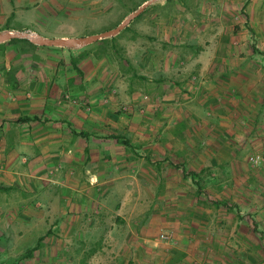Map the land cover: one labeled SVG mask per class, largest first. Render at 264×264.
I'll list each match as a JSON object with an SVG mask.
<instances>
[{"label": "crops", "instance_id": "obj_1", "mask_svg": "<svg viewBox=\"0 0 264 264\" xmlns=\"http://www.w3.org/2000/svg\"><path fill=\"white\" fill-rule=\"evenodd\" d=\"M247 1L161 3L119 54L94 42L15 54L0 41V246L17 264L134 260L130 230L148 196L187 233L185 256L168 264H259L264 166L244 160L264 154V44H249L264 24L237 14ZM8 20L0 35L39 34ZM36 227L45 233L21 249Z\"/></svg>", "mask_w": 264, "mask_h": 264}, {"label": "rangeland", "instance_id": "obj_2", "mask_svg": "<svg viewBox=\"0 0 264 264\" xmlns=\"http://www.w3.org/2000/svg\"><path fill=\"white\" fill-rule=\"evenodd\" d=\"M15 3V8L9 2L7 5H0V16L6 15L9 17L5 27L15 28H30L37 31L41 35H46L47 38H57L61 34L80 36L96 35L104 31L115 28L122 20H124L130 13L138 9L147 0H11ZM172 0H155L153 3L147 5L144 10L133 18L126 28H123L116 35L98 39L94 41L92 47L101 45L111 47V52L120 53L116 46L120 39L128 36L131 32L135 31L138 24L145 20V18L152 12L157 11L156 6L161 3H169ZM143 2V3H142ZM142 3V4H141ZM251 3L255 5L251 7ZM251 7V9H250ZM9 8V9H8ZM243 8L245 10H243ZM243 8L238 10L237 14H243L245 18L256 17L259 24H264V0H248ZM236 14V15H237ZM245 23L244 25H246ZM253 30V29H252ZM24 31V30H23ZM251 39L252 46L264 44V37H256L255 30L253 31ZM119 44V43H118ZM29 45L24 40H13L8 51H14L15 54L23 53V48ZM3 50L2 48L0 49ZM258 50V49H257ZM258 58L264 61V49H259ZM11 53H9L10 55ZM3 52L0 53L2 57ZM259 154L263 156V161L259 165H252L248 158L251 155ZM245 166L250 169H259L264 166V154L260 152H248L245 155ZM257 182V181H256ZM220 182H209L208 185L204 184L202 188L212 189ZM251 183V182H249ZM261 202L264 201V182L261 179ZM211 186V187H210ZM250 187V186H249ZM250 188H255L251 186ZM206 203L207 201H214L218 197L212 195L211 197L203 196ZM246 198V197H245ZM144 204L142 208H148V216L145 221L132 222V230H130L131 241L127 246V253L131 254L134 260H129L126 264H157V261L163 260L164 263L171 261L172 258H181L185 255L183 251L182 242L187 233L182 231L184 227H174L171 225L172 220H160L157 218L154 210L159 207L156 196H148L140 199ZM224 200V199H223ZM171 208V206H168ZM221 209L225 210L224 204L221 203ZM153 215V216H151ZM246 215V214H245ZM153 217V218H152ZM247 219H250L247 217ZM167 232L171 235L170 241H160L159 234ZM45 233V228L36 227L27 235V239L21 245V249L28 250L36 242L39 235ZM259 235L264 238V230H259ZM118 247V246H117ZM117 247H114L117 249ZM113 248V246H108ZM261 254L259 264H264V248L261 246ZM9 247L0 246V264H17V257L9 253ZM177 256V257H176ZM123 258V257H122ZM127 259V256L125 257ZM179 258V257H178ZM181 261V259H179ZM185 263L183 264H186ZM73 263V261L71 262ZM113 264H124V261ZM168 264V263H167ZM188 264V263H187Z\"/></svg>", "mask_w": 264, "mask_h": 264}, {"label": "water", "instance_id": "obj_3", "mask_svg": "<svg viewBox=\"0 0 264 264\" xmlns=\"http://www.w3.org/2000/svg\"><path fill=\"white\" fill-rule=\"evenodd\" d=\"M155 0H147L145 1L138 9L134 10L132 13H130L124 20H122L115 28L101 32L96 35H90V36H81V37H75V38H47L43 37L37 33L34 32H28V31H20V32H12L9 31L7 33L0 35V41L5 39H11V38H24L30 41L33 44L39 45V46H67V47H75V46H81L85 44H89L91 42H94L98 39L110 37L113 35H116L119 33L121 29H123L125 26L129 24V22L135 18L137 15H139L144 8L153 3Z\"/></svg>", "mask_w": 264, "mask_h": 264}, {"label": "built area", "instance_id": "obj_4", "mask_svg": "<svg viewBox=\"0 0 264 264\" xmlns=\"http://www.w3.org/2000/svg\"><path fill=\"white\" fill-rule=\"evenodd\" d=\"M248 160L254 166L255 165H259L263 161V156H261L259 154L251 155L248 158ZM159 240L160 241H170L171 240V235L169 233H167V232H161L159 234Z\"/></svg>", "mask_w": 264, "mask_h": 264}, {"label": "trees", "instance_id": "obj_5", "mask_svg": "<svg viewBox=\"0 0 264 264\" xmlns=\"http://www.w3.org/2000/svg\"><path fill=\"white\" fill-rule=\"evenodd\" d=\"M127 26H125L124 28H126ZM11 41L12 40H24V41H26L29 45H31V46H36V44H33V43H31L30 41H28L27 39H24V38H12V39H10Z\"/></svg>", "mask_w": 264, "mask_h": 264}]
</instances>
